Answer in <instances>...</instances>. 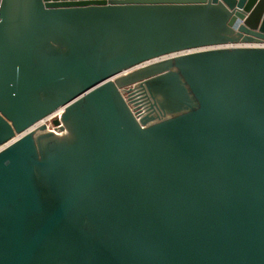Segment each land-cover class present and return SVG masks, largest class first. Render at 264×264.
Masks as SVG:
<instances>
[{"label": "water", "instance_id": "obj_1", "mask_svg": "<svg viewBox=\"0 0 264 264\" xmlns=\"http://www.w3.org/2000/svg\"><path fill=\"white\" fill-rule=\"evenodd\" d=\"M0 264H264V0H1Z\"/></svg>", "mask_w": 264, "mask_h": 264}, {"label": "built area", "instance_id": "obj_2", "mask_svg": "<svg viewBox=\"0 0 264 264\" xmlns=\"http://www.w3.org/2000/svg\"><path fill=\"white\" fill-rule=\"evenodd\" d=\"M0 3H1V0H0ZM64 112V109L62 110V107L58 108L55 112H53L51 115H49L48 117H46L47 119V123H48V126H51L50 128L59 133V134H62V131L60 130V127L58 125H55L53 123L54 119H61V114Z\"/></svg>", "mask_w": 264, "mask_h": 264}, {"label": "bare ground", "instance_id": "obj_3", "mask_svg": "<svg viewBox=\"0 0 264 264\" xmlns=\"http://www.w3.org/2000/svg\"><path fill=\"white\" fill-rule=\"evenodd\" d=\"M64 109V107H62V110ZM47 119L45 118L44 120H42L41 122H39L38 124H36L33 128H36L37 126L41 125V124H46L48 129H51V126H48V123L46 122Z\"/></svg>", "mask_w": 264, "mask_h": 264}, {"label": "rangeland", "instance_id": "obj_4", "mask_svg": "<svg viewBox=\"0 0 264 264\" xmlns=\"http://www.w3.org/2000/svg\"><path fill=\"white\" fill-rule=\"evenodd\" d=\"M50 130H52V129H50Z\"/></svg>", "mask_w": 264, "mask_h": 264}]
</instances>
